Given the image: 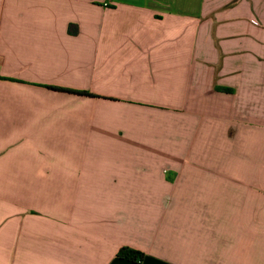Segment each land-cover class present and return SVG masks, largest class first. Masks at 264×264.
<instances>
[{"label":"crops","instance_id":"crops-1","mask_svg":"<svg viewBox=\"0 0 264 264\" xmlns=\"http://www.w3.org/2000/svg\"><path fill=\"white\" fill-rule=\"evenodd\" d=\"M0 264H264V0H0Z\"/></svg>","mask_w":264,"mask_h":264},{"label":"trees","instance_id":"trees-1","mask_svg":"<svg viewBox=\"0 0 264 264\" xmlns=\"http://www.w3.org/2000/svg\"><path fill=\"white\" fill-rule=\"evenodd\" d=\"M59 91L63 92H68V93H73V94H79V95H84V96H89V97H94L93 95L87 93V92H75L72 90H66V89H59V88H54ZM117 257L123 260H128L131 262H136V261H141L144 258L143 253L123 247L119 250L117 253Z\"/></svg>","mask_w":264,"mask_h":264}]
</instances>
